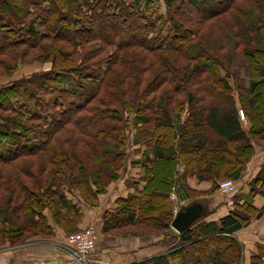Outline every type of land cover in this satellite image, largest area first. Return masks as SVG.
I'll list each match as a JSON object with an SVG mask.
<instances>
[{"label": "trees", "instance_id": "trees-1", "mask_svg": "<svg viewBox=\"0 0 264 264\" xmlns=\"http://www.w3.org/2000/svg\"><path fill=\"white\" fill-rule=\"evenodd\" d=\"M3 1L1 55L41 40L53 47L51 72L41 77L50 83L27 80L0 88V243L53 236L45 211L68 234L78 231L81 205L97 206L98 196L120 177L127 159V114H134L132 142L146 156L144 174L137 195L118 198L114 210L102 213L103 233L117 235L115 230L130 226L137 236L166 234L178 166L181 177L236 181L254 145H264V0H163L166 15L156 21L154 0H22L25 12L18 21H6L2 12L10 4ZM28 4L40 12L35 20L25 18ZM188 18L193 31L183 22ZM84 33L93 35L88 39ZM60 40L112 46L105 61L92 64L104 65L100 77H87L95 81L93 88L78 85L74 76L80 79L90 65L74 66ZM154 52L171 54L158 67L157 61L146 63ZM237 52L242 58L233 61ZM86 55L80 56L85 63ZM182 56L186 62L175 66ZM241 70L244 77L238 79ZM230 78L237 81L236 102L247 128L229 94ZM221 96L228 98L227 108ZM183 107L187 115L180 122ZM251 184L235 195L232 210L219 222L197 220L164 253L130 264H240L241 245L232 235L263 213L252 200L256 192L264 195V162Z\"/></svg>", "mask_w": 264, "mask_h": 264}, {"label": "crops", "instance_id": "crops-1", "mask_svg": "<svg viewBox=\"0 0 264 264\" xmlns=\"http://www.w3.org/2000/svg\"><path fill=\"white\" fill-rule=\"evenodd\" d=\"M242 125L248 126L246 122ZM247 128V127H246ZM128 145V144H127ZM260 147V148H259ZM127 152V159L121 168L118 180L111 182L106 191L98 196V205L89 207L81 205L82 218L77 224V230L86 227L95 229L97 240L95 258L102 264H130L142 259L154 257L167 250L170 236L166 234H145L141 236L122 237L114 233H103L102 223L104 211H112L117 206L118 198L137 195L141 188L140 177L144 174L143 164L146 161L140 151ZM152 156H150L151 158ZM264 162V147L254 145V156L246 163L245 170L240 178L234 182L243 185L240 192L249 189L246 187L254 179ZM180 178H175L173 198H170L173 207L180 209L195 202H201L205 214L198 220L204 222H219L232 209L226 205V198L219 195L217 189L210 191L217 182L209 179H198L195 176H182L181 167L178 166ZM259 188L261 182L256 184ZM200 192L198 196H193ZM253 207L262 209L263 213L258 218H251L246 226L233 233V237L241 245V264H264V256L260 260L259 252L264 249V195L256 192L252 200ZM51 223V222H50ZM51 226L53 227L52 223ZM54 228V227H53ZM55 235L50 237L30 236L19 244H3L0 247V264H77L69 258L70 249L66 243L63 230L55 227ZM176 242L179 234H174ZM171 264H178L172 260Z\"/></svg>", "mask_w": 264, "mask_h": 264}, {"label": "rangeland", "instance_id": "rangeland-1", "mask_svg": "<svg viewBox=\"0 0 264 264\" xmlns=\"http://www.w3.org/2000/svg\"><path fill=\"white\" fill-rule=\"evenodd\" d=\"M0 1L4 2L3 0H0ZM7 1L9 2L10 6L9 7L5 6L4 11L2 12L3 14L6 15L5 16L6 17V21L11 20V19H17V21H18L19 19H21V17H24V16H22V13L25 12V11H24V9H21V5L25 4V2H23L22 0H7ZM129 1L130 0H127V2H129ZM16 5L19 6L20 10L18 9V7H16ZM27 7L30 9L29 10L30 12H29V14L26 15L25 18L27 20H35L36 15H38L40 12H38V10L36 8L33 9V7L30 6V5L27 6ZM43 7H48L47 3L43 4ZM153 7L155 8V13L156 14L151 16L152 20L156 21L155 18L157 17V15H162V16L166 15L165 4H164L163 0H154V6ZM80 8H81V6H80ZM82 11L84 12V14L86 12L87 15H89L88 11L86 10V8H83V6H82L80 12H82ZM180 19H181V16L179 17V20ZM21 20H23V19H21ZM183 22H184L185 26L187 28H189V29H192V31L196 28V25L192 26L190 24L189 18H188V20H184ZM20 24H21V21H20ZM157 25L159 26V24H157ZM14 26L17 27L18 25H14ZM21 26H20L21 28H25L24 24L21 25ZM76 26H81V23L76 24ZM83 26L84 27H88L89 25L88 26L83 25ZM15 27H13V28L15 29ZM36 27L40 31V33L45 32V30H43L44 27L42 28L38 24H36ZM89 29H92V27L89 26ZM165 29H164V32H163V36H165V33H166ZM129 30H130L129 33L134 31L131 28ZM3 31H1V32H3ZM7 35L9 37H16V35L13 34V33L12 34L8 33ZM85 35H86L85 38L91 39L93 34L92 35L90 34L89 36L87 34H85ZM127 36H128V39H130L129 34ZM85 40H87V39H85ZM58 44H59L60 50L63 53V55L64 56L67 55L68 56L67 58H69L70 61H72V63L74 64V66L78 67L79 70L82 69V67L86 66L87 64L90 65L88 68H86L87 70L86 69L83 70V72H85V73L80 76L81 77L80 79H79V77L77 78L76 76H74V78L77 80L78 85H80V84L81 85L82 84L85 85L86 84L87 86H91L93 88L94 84H95V81H91V78H87V77H89V76H91V77H94V76L100 77L102 75L103 70H104V65H100L99 67L97 66L98 68L96 69L95 67H92L93 66L92 64H94V62H97V61H105L107 59V57H108V54L111 52V50H113L112 46L109 45L108 47L104 48L103 47V43H100L99 40H93V41H89V42L87 41V42H84L82 45H79V46H77V45L72 46V44L66 42L65 40H60ZM52 47H53V45L51 44V41L48 42V41H45V40H41L40 42H37L35 44L32 43L31 46H27V47L22 46V47H18L16 49H10V50H7V52H5V54H3V55L0 54V88H2L4 86H8L11 83H18V82H21V81L23 82V81H27V80H32V83L35 84V85H37L38 82L42 83L44 80L43 79L41 80V77L43 75H45V74L49 75V73L51 72V69H52V58H51V53H50L52 51ZM239 49H240V47H239ZM101 50H102V52H100ZM226 52H227V50H226ZM99 53H101V54H99ZM209 53H210V51H209ZM79 54H81V55L82 54L83 55L87 54L86 56H88L90 59H86L88 61H86V63H85V61L81 60L82 58H80L81 55H79ZM169 54H171V53L165 52V54H164L162 52H160V53L159 52H154V54L149 55L148 59H146V63L147 62L150 63V61H157L155 64L158 63L157 65L159 67V65H161V63H164L165 60L168 59V57L170 56ZM211 54H212V52H211ZM232 54L236 55V57H234V56L231 57L233 61H237V60H240L242 58V53H238L237 52L235 54L234 53H232ZM134 56H138L137 52L134 53ZM170 60H173V58L170 59ZM183 62H186V60H184V58L182 56V58L180 59V62L179 63H175L174 65L175 66H180V64L183 63ZM224 74H225V70L223 69L221 71V76L223 77ZM241 77H244V72L242 70L239 73V78L238 79H240ZM228 80H229V84H230L229 94L234 99V102H235L234 108H235V110L238 111L240 109V104L236 102L237 101V93H236L237 81L235 82V79H231V78L228 79ZM43 83L47 84V83H50V82H43ZM62 86H64V85H62ZM164 87L165 86H162V88H164ZM80 89L81 88H79V87L76 88V90H78V91H80ZM151 96L152 95H149L146 98L147 101L149 100V98ZM176 98H177V103H179V104H180L181 101H183V97H182L181 94L176 96ZM221 98H226L224 105L227 108L228 107V98L227 97H223V96H221ZM2 100H5V99L2 98ZM97 105H100V103L95 102L93 106L95 107ZM144 113L148 114L147 111H144ZM186 115L187 114H186V112H184V107H183V110H182L181 115H180V122H181L182 119L186 118ZM128 116L130 118L129 121L131 123L126 125L128 127L127 128V132H128V134H127L128 135L127 136L128 137V141L127 142H128V145L126 146V150L128 149V152H130V151H136V146L139 147V144H136V143L132 142V136H133V133H134L133 126H132V124H133V120L132 119H134V114H127V117ZM245 120L246 119L243 118L240 121L244 123V122H246ZM245 127H247V126H245ZM214 138H215L214 136H211V139H214ZM263 147H264V145L262 146V148ZM253 156H254V151H253V155L251 156V158ZM199 157H200V155H198V156L194 155V159H197ZM13 165H14V163H10L8 165H5L4 168H6V170H11V167H13ZM245 166H246V164H245ZM226 168L230 169L231 168V164H227ZM223 179H225V178H223ZM223 179H221V180H223ZM218 181H220V180H217L216 182H218ZM250 185H252V184L249 183L248 185H246V187H248ZM242 187H243V185L242 186L241 185L237 186V183H236L237 194H239V192H240ZM255 190H259V187L256 184H255ZM199 194H201V193L198 192L195 195L193 194V196H198ZM73 195H70L69 197L71 198L72 201H75L76 197L73 196ZM157 199L163 201L162 198H158L157 197ZM178 210H179V208H177V211ZM172 213H173V208H172ZM245 213H247V212H245ZM45 214H46V216H48L49 222L52 223V220H51V217L49 216V213L47 211H45ZM52 225L54 227V228L52 227L53 231H54L55 227L63 230L61 227H59L57 225H54L53 223H52ZM86 228H91V227H86ZM86 228H84V229H86ZM84 229L72 232L70 234L83 231ZM91 229H93V228H91ZM115 231H116L118 236H122V237L139 235V234H137V232H138L137 229L134 228V227H130V226L121 227V228H119L118 230H115ZM146 231H148V230H146ZM152 232H155V231H152ZM63 233L65 234L66 239H67L68 236H70V234H68L65 230H63ZM165 233H168V235H171L170 236V240H168L169 243H168L167 247L172 246L173 244H175L176 242L173 240V237L175 236L174 234H177L175 232V230L172 227H170L169 230H167V232H165ZM147 234H151V233H147ZM156 234H164V233L162 231H158V232L155 233V235ZM53 235H55V231H54ZM3 244H6V243H0V247ZM259 255H260V260H259L258 263H261L263 261V259H261V257L264 256L263 247L260 250ZM240 264H241V262H240Z\"/></svg>", "mask_w": 264, "mask_h": 264}, {"label": "built area", "instance_id": "built-area-1", "mask_svg": "<svg viewBox=\"0 0 264 264\" xmlns=\"http://www.w3.org/2000/svg\"><path fill=\"white\" fill-rule=\"evenodd\" d=\"M239 111L240 118L243 119L242 111ZM217 191L219 195L226 198V205L232 209L235 204V195L237 194L236 182L230 178L217 182ZM174 188L170 194L173 198ZM177 212V207H173V216ZM97 235L94 229L86 228L83 231L70 234L66 243L69 246L71 261L77 264H102L100 259L95 258Z\"/></svg>", "mask_w": 264, "mask_h": 264}, {"label": "water", "instance_id": "water-1", "mask_svg": "<svg viewBox=\"0 0 264 264\" xmlns=\"http://www.w3.org/2000/svg\"><path fill=\"white\" fill-rule=\"evenodd\" d=\"M204 209L203 204L199 201L184 206V208L178 210L173 216L170 227H172L177 234H182L205 214Z\"/></svg>", "mask_w": 264, "mask_h": 264}]
</instances>
